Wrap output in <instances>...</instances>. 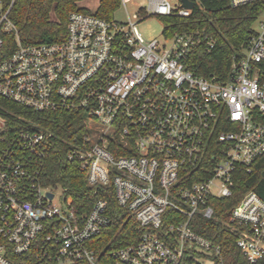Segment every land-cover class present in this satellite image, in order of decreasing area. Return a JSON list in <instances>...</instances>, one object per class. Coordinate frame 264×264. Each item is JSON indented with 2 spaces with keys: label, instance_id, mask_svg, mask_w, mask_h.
<instances>
[{
  "label": "built area",
  "instance_id": "obj_1",
  "mask_svg": "<svg viewBox=\"0 0 264 264\" xmlns=\"http://www.w3.org/2000/svg\"><path fill=\"white\" fill-rule=\"evenodd\" d=\"M229 2H259L263 11L229 75L216 81L183 62L200 32L145 41L136 29L148 17H189L195 2L184 9L180 0H146L126 24L73 11L63 41L33 45L21 43L0 0V51L5 33L16 41L0 57V97L38 113H80L84 131L68 158L104 195L80 213L63 190L43 186L52 133L10 131L0 117V264H102L91 242L110 223L108 196L142 230L135 245L109 254L115 264H186L192 253L199 263L224 264L193 218L215 219L210 202L231 197L235 175L251 174L264 157V0ZM230 222L240 227L236 247L246 261H261L264 201L247 192Z\"/></svg>",
  "mask_w": 264,
  "mask_h": 264
},
{
  "label": "trees",
  "instance_id": "obj_2",
  "mask_svg": "<svg viewBox=\"0 0 264 264\" xmlns=\"http://www.w3.org/2000/svg\"><path fill=\"white\" fill-rule=\"evenodd\" d=\"M3 9H9V19L15 26L22 44L61 42L66 37L68 16L73 11L88 13L78 6L83 0H1ZM196 3L189 17L158 16L163 33L200 32L201 39L184 57V65L195 76L224 81L229 75L233 57L240 55L253 35L254 24L263 11L259 2L239 7L229 0H191ZM121 0H99L94 14L104 20H113ZM0 57L10 54L16 47L15 34L5 33ZM212 43V47L208 45ZM0 117L10 131L38 127L52 133L42 167L41 183L54 190L61 189L70 204L80 213L87 212L92 203L104 195L87 186L84 173L76 159L68 158L70 142L84 131V118L75 111L34 112L0 97ZM233 195L210 202L215 219L193 218L195 232L222 249L224 264H249L236 247L238 225L230 222L231 210L250 191L264 201V157L258 159L251 174L238 173L234 177ZM108 198L109 225L91 242L102 264H115L109 254L120 248L135 245L142 233L130 213L118 206L112 196ZM172 217L166 211L164 224ZM179 219H184L179 216ZM192 253L186 264H200ZM31 264H36L33 261ZM264 264V258L255 263Z\"/></svg>",
  "mask_w": 264,
  "mask_h": 264
},
{
  "label": "rangeland",
  "instance_id": "obj_3",
  "mask_svg": "<svg viewBox=\"0 0 264 264\" xmlns=\"http://www.w3.org/2000/svg\"><path fill=\"white\" fill-rule=\"evenodd\" d=\"M99 0H83L78 3L80 8L86 9L93 13L96 11ZM172 3H176L177 0H171ZM146 0H126L125 6L121 2L120 7L113 14V20L120 23L126 24L129 21L134 22L133 15L138 11L140 7H145ZM259 20H264V14L261 15ZM257 23L254 24L253 29H256ZM137 31L141 34L145 41L152 39L162 40L163 36V24L156 17H148L140 21L136 25ZM61 191L58 189L57 194ZM200 264H209L206 262H200Z\"/></svg>",
  "mask_w": 264,
  "mask_h": 264
},
{
  "label": "water",
  "instance_id": "obj_4",
  "mask_svg": "<svg viewBox=\"0 0 264 264\" xmlns=\"http://www.w3.org/2000/svg\"><path fill=\"white\" fill-rule=\"evenodd\" d=\"M181 7L184 9H193L195 6V3L191 0H180ZM51 198L52 195H49Z\"/></svg>",
  "mask_w": 264,
  "mask_h": 264
}]
</instances>
